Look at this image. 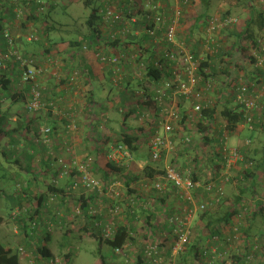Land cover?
<instances>
[{"label":"trees","instance_id":"trees-1","mask_svg":"<svg viewBox=\"0 0 264 264\" xmlns=\"http://www.w3.org/2000/svg\"><path fill=\"white\" fill-rule=\"evenodd\" d=\"M21 1L25 3L34 4L35 9H39L40 7L44 8L45 5L47 4L46 3L47 0H29V1L21 0ZM69 1L72 4L74 3L76 4L79 0H69ZM239 1L241 0H224L220 4V8H221L220 15L221 16L219 20L224 21L226 19H230L231 17L235 16L236 14L234 12L236 11V9L240 8L241 6L238 3ZM249 1L254 2L253 0H246V3ZM96 3L99 4L98 7L95 6ZM107 3H108L107 0H103L102 3L100 2V0H85L86 7L89 9L92 8L88 16V19L86 21L88 32L85 34H82L80 32L78 34L74 33V34L68 35L67 37H63V36L54 37L51 32L53 30V24H51L50 20H48L51 16L49 14L46 17H44V19H38L35 14H32L23 20L22 27H27L29 23H37V22L42 23L43 21V23L47 27L45 35H47V37L49 38V41L52 43L50 48L46 50V52L51 55L50 58L52 60H56L58 58L55 56L54 52L52 51L53 46H56V45L60 47L61 50H68V49L78 50L79 48L82 47L81 50L93 51L94 55L97 58L98 63L101 66L102 71H104V69L105 70L108 69L109 74L105 72L106 74H104V76L108 77L111 81L112 71L110 68L106 67V65L101 61V56L102 55H105L107 57L113 56V53L109 51L110 49L109 46H111L114 49L121 50L122 52L121 54L124 55L121 61L124 62V60L128 58L126 56L128 55L127 52H128L129 47L119 45V43L121 42V38L110 43V39L107 38V36H105V32L103 31V26L106 24L104 21V10L106 9ZM12 7L13 9L8 11L10 12V17H13L14 19L21 17V15H19V13H17L16 11V6L12 5ZM34 7L32 8L33 10H34ZM182 7H184L185 9L186 5L182 3ZM51 8L53 9L55 8L54 1H53ZM253 8H255L254 12L250 14V17L247 20L248 22H247L246 28L243 30V32L240 35V39H241L240 48L244 47L241 45L242 41L249 40L250 45L253 46V48H255L258 52H260L263 49L262 44L264 43V4H262L260 1L258 3H256L255 1ZM120 10L125 16V22H130L134 16L138 17L139 14L140 15L150 14V11H148L146 7H140L139 11L135 12L133 8H130L128 6L126 7V3H124V6H122ZM1 12L2 11L0 10V49L2 48L4 51H7L8 40H7L6 34H9L12 36V33H8V31L5 30L4 25H3L4 16L2 15ZM146 20L147 19H143L141 23L145 22ZM212 21H213V18L210 17V15L208 16L207 19L205 17L203 21L204 23H202V25L206 26L205 32H206L207 27L211 24ZM61 25L62 24H60V26ZM119 29H121L120 26H119ZM65 32L67 33L68 31H65ZM104 39H106L105 45L107 46L104 48L105 51L102 52L103 47H98V46L101 45ZM128 40H129V43L131 44L136 43V44L141 45L143 50L147 51L145 44L149 43L151 41V38L148 35H142L140 37L129 36ZM84 42H85V45H83ZM15 45L17 46L16 42H15ZM152 45L155 46V44H152ZM118 46L122 48H117ZM99 53H101L100 57H98ZM241 54L243 55L242 58H244L245 61L250 63V66L256 67L257 74L258 72L260 74V77L256 76L258 77V79L256 80L250 81L249 79H247L248 81H250V82H247V84H249L250 86L249 92L253 93L254 90L256 91L253 93V95L257 97L256 100H257L258 106L260 105V112L255 113L253 115V119H254L252 123L253 129L248 127L247 130H249L250 131L249 133L251 134L249 136H246L245 139L243 140L244 149L240 148V151L244 154V160L243 162L239 164L240 167L237 170L235 169L236 171H235L233 178H230L229 181H224V178L221 177L222 171L224 170L223 169L224 159L222 156L219 155V153L214 151V153L211 155L207 154L208 156L206 159H204L203 157H200L201 163L203 162V164H205L207 167H209L212 170L211 172L214 174L212 180H209V179L203 178V176H200L203 174L202 170H200L198 173H194V174L192 173V175L189 174V176H191L193 181H199L202 183L200 187H196L193 189V194L197 198L199 204H201L199 199H203L204 202L208 204V209L201 211L202 214L200 215L201 221L207 222L205 224V228L208 231V233H210L209 234L210 236L208 238L211 240H215V241L220 240L223 242V244H225V246H227V245H230V243L232 242V234L234 233V231L237 233L241 232L243 235H245V239L249 243V246L246 247L245 253H243L242 250H240V252H237L234 255H232L233 263L234 264H255L254 259L255 257H257V254L254 255L252 251H256L258 250V248L255 250L253 247H251V246H256L257 244L252 245V242L250 241L253 240L252 232L256 231L255 230L256 225L258 226L260 225V223H263L264 225V206L263 204H261V207L257 209V211L255 210L256 212H253V215L251 217L247 218V220L249 221L248 225L247 224L238 225L236 224V219H241V216H243V211L246 206L245 203L247 202L249 195H251V193H254L258 190L257 188L259 186L258 185L259 182L264 187V177H263L264 176V100L261 99L262 97H264V92L262 93L259 92L260 89L264 88V68L263 69L257 68L258 59L251 52V48H248V49L243 48ZM262 54L264 56V52ZM231 55L232 54L230 53V56ZM197 56L199 55L196 54L195 58H197ZM224 56H226V51L221 49L220 52H218V54H215L213 56L215 58L214 62L218 59H224ZM8 62L10 61L9 60L5 61L7 66H8ZM126 64L127 63L125 61V65ZM59 66L63 67V65H59ZM90 70L91 69L85 70L84 68V71L80 74L79 80L82 79L85 75L86 77H88L86 78V80L87 79L90 80V78L93 79L94 76H93L92 71ZM225 70L226 72H229L228 74L231 73V71H229L228 68H225ZM73 71H70L68 80H70V77H72ZM218 71L219 70L217 68H214L213 64H211L210 61L207 60L205 62H202L201 67H200V77H201L200 86H204L207 82L212 81V80L216 81V83L218 84V81H219V78H217L218 73H219ZM0 74H2L0 77V95H7L10 99L13 100L14 103L20 101L24 96L18 95L16 92H13L10 89L12 81L8 78L3 79L6 77V72H4L2 68H0ZM95 74L98 77L100 76L96 68H95ZM160 74L162 73L154 70L152 66L149 67L148 72L146 73V75L151 79L159 78ZM235 76L239 78L238 75H235ZM230 77H232V75ZM96 79L97 78H95L94 80ZM227 84L225 81V84H224L225 88L227 87ZM24 88L27 90V92H30L31 85L25 84ZM127 89L133 90V86L129 87L128 85ZM222 89H223L222 87L220 89L217 87L216 93L217 94H220V92L223 93ZM119 90L121 91V89H118V91ZM94 91L96 92V90ZM94 91H89L91 97L89 98L90 101H89V104H87L88 108L86 109V111L92 112L89 114V116H90V120L93 121L95 126L100 125V127H104V126H107L109 122L108 121L106 122L107 115L104 114V112H103V114L105 115L104 118H103L104 115H101L98 113V109H97L98 102H96L95 99L93 98ZM129 92L133 94L131 91ZM108 93L110 94L109 90H108ZM121 93H122V96L127 94L126 92H123V91ZM258 94H261L260 98L258 97ZM234 102H235V96H232V95H230V97L227 99L219 100L216 107L209 109V110L207 109L203 112V119L208 120V119H211L214 115H218V107L220 106V104H222L223 109L220 115L228 123L229 132L234 133L238 131L239 130L238 127L240 123H242V121L244 120V113H241L236 110V108L233 106ZM150 104L154 106L153 102H151ZM5 120H6V117H4L0 113V133L4 131L3 124ZM199 126L202 129L203 133L207 132L208 127L204 123H200ZM121 128H122L121 130L124 129L123 124L121 125ZM41 129H42V125L39 128H36L34 131V135L36 136L37 142L42 140L43 135L41 133ZM95 129L98 130V128H95ZM126 129L128 132L129 128L127 126H126ZM52 132H53V128H51V132L49 134L51 135ZM102 132H104V130H102ZM89 135L97 143V146L100 147L96 149V159L93 162V165H95V167L89 168L93 177L107 185L116 184L117 187L123 186L122 193H120V195L117 197L108 196L104 192H101L96 189L92 190V193H95V196L98 195L97 193L99 194L104 193V195L110 197V205H108L109 208H107L108 209L107 218L109 219V217H115L114 221L116 223V229L114 230V233L110 239H107V240L104 239L103 233H102V230H103L102 227L96 226L94 224L91 227V229L93 230V235L99 241V252L100 253L98 252V254L102 256L101 258L105 264V260H104L105 255L103 253L104 252L103 248L101 247L103 245V242L106 245H109L114 249V254L117 257L121 256L123 258L122 255H118L115 253V249L117 248L122 249L130 241L132 242L133 240L134 241L138 240V236L140 235L137 229L131 227L133 223L131 220H130V226L127 224H123V222H121L120 217H122L121 216L122 211L125 208H127L128 214L125 215V217H134V219L137 217H140V215L146 216L145 218H147L146 220L147 224L151 226L155 222V218L157 217V211H161L163 206L167 208L166 206L167 197L166 196L168 194V191L166 190L160 193L157 190L153 189L152 191L153 193H151L148 197H146V195L143 194L144 192L142 193L141 192L142 190L139 189V187H141L142 185L148 184L152 186L155 184V182L161 181L162 176L165 174V172L162 170L163 163L154 162L153 160H151L150 155H147L145 152L142 151V149L145 147H144V144L142 143L143 139L142 137H140V135H135V134L132 135L130 133H126L125 135H123L120 133L119 136H117L113 141H111V143L122 144L123 146H125L129 151H131V153L134 154L137 160H146L148 158V160H146L147 164L142 168L141 172H139L138 174H135L133 171H131L128 165L121 166L116 161H113L110 158H108L109 154L111 153V145H109L110 144L109 135L104 134V135L96 137L95 139L94 133L91 130H90ZM213 141H214L213 138H211L210 135L207 134L204 136L202 143H204L205 145L212 146ZM40 144L43 145V143L41 142L35 145L40 146ZM44 148L46 150L48 149V147H46L45 145H44ZM190 150L191 149L189 148H186L185 150L180 149L178 155H176V158L178 159L181 155L190 156L191 155ZM67 152H69L68 148H67ZM48 153L51 154L52 151ZM103 153H106V163L102 162L101 160V157H103ZM75 159L76 158L73 157L71 158L70 161L74 162ZM177 159H173V160H177ZM197 159H198V155H197ZM54 161L52 159L53 165H54ZM15 163H17V161ZM67 166L69 165H65V167H63V169L65 170L61 168L63 171L61 170L60 172H62V176L64 177L68 176V179L66 181L71 186V184L75 182L74 180L75 177H80V175H82V172L80 170L79 165L74 166L71 169V171L66 170ZM100 170H102V172ZM260 170L262 171L260 172ZM184 171L185 170H182V172ZM15 174L16 172H4V170L2 171V168H0V191H2L0 192V196L1 195L4 196V197H0V199L5 200L6 202L9 203V207L11 210L10 219L14 221L17 226L24 229L25 238L27 240L29 241L30 239L37 240V238L41 237L42 239L48 241V239L51 237L50 235L53 231V228H49L51 222L48 221L47 218L54 217L55 219L53 218V221H55L56 224H59V221L57 220H59L58 214H60V211H57L58 214H56L52 212L51 210H48L47 206H45L44 208L42 205V202H44V200L47 199L45 196H41V198L39 199V203H40V204L38 203L39 207H37L34 213L31 212L32 210H29L27 208L25 209L24 208L25 202H23L24 199H21V203L17 201L14 198V196L19 191H14V190L17 187L18 190H22L21 193L23 192V194H27V197H28V195L30 194V192L32 193V190L34 188L32 187L31 180H26V181L16 180ZM59 174L60 173L58 170L53 171L54 176L56 175V177H60ZM8 176L10 179L15 180L13 182L14 185H13L11 192H9L10 187L8 185V180H9ZM211 181L216 183V187H213L212 190H207L205 187ZM74 184H77V182H75ZM172 184L173 183H170V185ZM82 186L84 187L83 184ZM172 188L174 189V193L172 194L173 196H175V199L183 201V207L186 206V208H184L183 210V208L181 207L180 210H177L175 209V207L171 206L166 214V225L171 224L170 218L174 217L176 213L178 215H184L187 207H194L192 203L183 199V196L181 195V193L177 192L173 186ZM219 188H222V190H220ZM85 189L87 190V188ZM104 191L106 192L107 189H105ZM58 192L61 193V190H58ZM93 196L94 194L93 195L85 194V196L82 195L80 197V200H79L80 203L78 202L77 205L82 211H85L86 213H88V207H89L88 200L92 199ZM170 196L171 195H169L168 197ZM149 197L153 199L158 198L159 205H161V207L158 209H156L155 207L152 208L151 207L152 202L148 200ZM24 201H28V199ZM140 202L145 203V204H147L148 202L149 205L147 206L145 204L144 205L141 204L139 206ZM59 203L60 204L63 203V200L61 198H59ZM138 208L139 210L137 211ZM46 209H47V212L43 214V212ZM113 212H115L114 215H113ZM39 214L41 217H37V215ZM98 215H100L103 218V212H100V214ZM42 217H45V219H42ZM119 219L120 221L118 223ZM31 222H32L31 225L34 227L32 235L29 234L27 230ZM227 229L229 230L230 234L229 233L227 234ZM169 230L172 232V234L176 238L177 235L174 232L173 226L169 228ZM204 231L205 229L201 231L202 234ZM139 232H143V231H139ZM133 233L137 235H133ZM201 235H199V237L197 238L196 241H194V243H191V242L189 243L190 253H194L195 260H199V258H201L204 253L208 254L209 252L208 250L202 249L203 243H205V240H207L208 238L203 237ZM141 238L142 239L146 238L144 236V232ZM24 242H26V240ZM35 242L37 241H33V244ZM23 244L24 245L21 246V248L16 245V250H15L13 249V244L3 245L0 243V264H21L20 254H23L24 251L28 250L27 248H30L28 247L26 243H23ZM36 248H37V251L39 252L36 254V257H38L39 260L48 259L47 261H50L51 259H53L51 252L47 248V246H43V247L36 246ZM185 250L186 248L184 249V251ZM186 251H189V249H187ZM135 254H137L138 262H135L132 264H141L140 260L142 256L140 252L138 253L136 252ZM207 254H206V257L208 256ZM261 255L264 256V251L263 253H261ZM71 259H72V254L71 253L66 254V262L71 263ZM123 262H124V259L120 262V264H123ZM178 264H191V261L183 258V261L179 262ZM262 264H264V261H262Z\"/></svg>","mask_w":264,"mask_h":264},{"label":"built area","instance_id":"built-area-1","mask_svg":"<svg viewBox=\"0 0 264 264\" xmlns=\"http://www.w3.org/2000/svg\"><path fill=\"white\" fill-rule=\"evenodd\" d=\"M160 1L146 0V8L150 11V14L142 15L141 18L134 16L130 22H125V16L120 10L122 7L121 1L107 0L108 3L104 10L105 25L107 28L115 29L108 38L111 43L121 38L122 46H128L129 49L128 55H125L128 58L123 62L121 59L124 55L121 54V50L109 46V51L113 53V56L102 55L101 61L106 67L111 69V81L115 87L123 92L129 93L131 91L139 95V100L133 102L137 104L136 108L139 111V121L141 123L135 135H140L142 139L146 140L147 144L145 145L148 146L151 160L163 163L162 170L165 174L162 176V180L173 183L172 186L177 192L181 193L183 199L194 206L187 207L184 215L170 218V225L171 227L173 226L177 235L174 252L178 254L190 243L193 220L199 212L208 209L207 203H195L197 198L193 194V189L200 187L202 183L193 181L189 174L192 175V173H198L202 170L203 174L200 176L209 180H212L214 174L200 160L199 164L187 168L180 167L177 160H169L172 155L176 154L174 153L178 143L176 137L181 141L178 144L185 150L186 148L191 149L199 142L200 138L195 140V137L200 135L203 141L204 136L209 134L214 140L212 146H210V155L215 151L223 157L224 170L221 177L224 178V181H229L240 167L239 164L243 162L244 154L239 147L231 144L232 133L228 130V123L218 115L204 120L203 112L216 107L219 100L225 99L230 95L235 96L236 106L239 107L238 111L244 113L242 123L253 129V115L260 112V105L258 106L257 97L253 95L256 91L254 90L253 93L249 92V84L240 82L237 76L229 77L226 81L230 85L228 93L223 91V93L217 94L216 89L218 86L214 80L207 82L204 86H200L201 63L207 60L211 62L213 60L212 57L222 49L214 33L220 28L237 25L238 20L233 18L224 21L213 20L206 29L208 38L204 47L207 57L200 54L195 58V52L191 53L186 47L185 39L181 37L182 27L180 21L183 16V7L179 6L169 12ZM191 2L192 0H180V3L186 6ZM143 19L147 20L141 23ZM119 26L121 29H119ZM142 35H148L151 38V41L145 44L147 51L143 50L141 45H133L128 40L129 36L140 37ZM6 37L8 47L7 51L0 49V68L7 69L8 66L5 61L9 60L12 62V58L21 65L20 84L31 85L30 102L27 104V110L31 113H36L43 106L44 95L38 78L44 73V69L36 65L33 59H27L19 53L15 45V39L11 35L6 34ZM32 37L33 34L28 39ZM152 44H155V46ZM262 47L261 54L264 52V45ZM104 51L105 49L103 48L102 52ZM100 55L101 53L98 54V57ZM257 59L258 64L263 60L258 55ZM151 66L154 70L162 73L159 78L151 79L146 75ZM80 74L79 70H74L69 84L73 86L78 82ZM136 81L143 82L142 87L136 83V88L133 87V90L127 89L128 85L132 87ZM259 92H264V88L260 89ZM258 97L260 98V94H258ZM128 102L131 103L130 101ZM151 102L154 103V106L150 104ZM121 112L125 113L126 111L122 108ZM200 123H204L208 127L207 132H202L199 126ZM41 132L47 133L49 130L43 128ZM181 133L183 136L180 135ZM108 158L116 161L121 166L128 165L130 170L135 165H140V168H143L147 164V161L142 163V165L138 164L139 161L134 154L122 144L117 143L111 145V153ZM74 166H77L76 161L72 162L66 170L71 171ZM80 170L82 172L81 182L87 190L96 189L111 197L120 195L114 189L115 184L107 185L96 180L87 168L83 170L80 168ZM182 170L185 171L182 172ZM151 187L160 193L167 190V186L164 187L162 181L155 182ZM213 187H216V183L211 181L205 188L212 190ZM105 189H107L106 192L104 191ZM219 189L222 190V188ZM108 191L112 192V194L110 195ZM114 220L115 217H109L108 222L105 224L103 230L105 240L110 239L114 233L116 225ZM155 226V222L151 226L148 225L147 230L144 232L146 238L142 239L143 245L140 249L141 264H165L164 249L163 245L161 246L162 241L155 237L153 230V228H156ZM128 247L129 243L123 247L124 249H115V253L123 256V264L138 262V259L134 262L128 257ZM135 251L139 252L137 249ZM206 254L204 253L196 264H214L217 260L214 257L215 255H213L214 253L208 252L207 257Z\"/></svg>","mask_w":264,"mask_h":264},{"label":"crops","instance_id":"crops-1","mask_svg":"<svg viewBox=\"0 0 264 264\" xmlns=\"http://www.w3.org/2000/svg\"><path fill=\"white\" fill-rule=\"evenodd\" d=\"M116 1V0H114ZM126 1H131V0H126ZM165 3H164V2ZM179 1V5L182 6V3H180ZM212 0H194L192 5L186 6V13H185V9H184V13L186 16H188V23H185V28L183 30L182 28V35H190V39L192 41H194V47L197 49V47H204L206 44V40H207V31L205 32V27L204 25H202V23H204V19L206 17V19L208 18V16L211 14V3ZM242 1V2H241ZM239 1V5L240 8L236 9V11L234 12L236 14V17L238 16L241 21H243V19L245 18L241 17V10L244 9L246 10V8H242L243 5L242 3L245 2L244 0ZM3 1L0 0V10L2 11V15L4 16V20H3V25L5 30L8 28L9 31L8 33H12V36L14 35L13 33L16 32L15 35V42L17 43V45L20 46V48H23V52H25V54L30 53L33 49L36 50L39 46L36 43H29L26 41V39L24 38V36L22 35H17L18 33H20L19 31L22 29V25H15V19L13 17H10V12H8L9 10H12L13 7L10 4V6L8 7L7 3H2ZM100 2L102 3L103 0H100ZM163 6L170 12L171 10L168 9V5L166 4L165 0H161L160 1ZM170 2V1H169ZM177 2V1H176ZM132 3V1H131ZM137 3L139 4L140 7H146V2L144 0H137ZM121 5L124 6V3L121 1ZM34 7V4L30 3V8ZM198 7L200 8V12L199 14H195L196 10L198 9ZM5 8V9H4ZM14 11V10H13ZM221 12V8L219 7L218 9V15ZM249 13V12H248ZM184 15V17H185ZM197 15V17L199 18L198 20H194L192 17ZM190 16V17H189ZM250 17V14H249ZM246 18L247 20L249 19ZM196 21H198L196 23ZM23 22V21H22ZM248 21H245V24L242 25V31L239 33V35L237 36V40H235L236 44L240 46V35L243 32V30L246 28ZM23 24V23H22ZM34 24V23H33ZM35 25V24H34ZM241 25V23H240ZM8 26V27H7ZM24 26V25H23ZM29 26V24H28ZM27 26V27H28ZM239 27V26H238ZM204 29V31H203ZM103 31L105 32V36L110 37L112 31H115V29H111V28H107L106 25L103 26ZM24 34V33H21ZM228 35V33H227ZM230 36V34L228 35ZM227 38V37H226ZM242 38V36H241ZM105 40L104 39L101 43V45H99L98 47H103L105 48L107 45H105ZM111 43V41H110ZM249 42L247 43L246 40L242 41L241 45L244 46L243 48L248 49L251 48V45H248ZM83 45H85V42L83 43ZM82 45V46H83ZM119 45H123L122 40L119 43ZM133 45H137L136 43ZM131 45V46H133ZM200 45V46H198ZM38 46V47H37ZM50 48V46L48 48L45 49V52H43L41 55L40 54H36V56L38 57V60L45 64L46 69H48L47 71H50V65L53 66V77L49 78L47 80V77L49 76L46 72V77L45 79H42V86L45 89V100L46 101H50L53 100V102L56 101L57 105H60V107H63L66 112H64L62 115L57 113L56 111H52L49 110L50 113L48 112V115L50 116H46L45 113V109L39 111L36 116H30L29 113L27 112V110L25 109L24 105L26 100H29V92H27V90H25V92L23 94H21V96H24L20 101L18 102H10V98L7 95H0V113L6 117V120L3 124V132L0 133V168H2V171L4 170V172H16V180L19 181H26V180H31L32 181V187L34 188L32 190V193L30 192V194L27 197V194H23V192L21 193L22 190H20V193L17 192L14 196V198L19 201L21 203V199H28V201H24V208L32 210L31 212L34 213L35 210L37 209V205L39 203V199L41 198V196H46L44 190L46 188L48 193H51L53 195V197L55 198V200L52 202V204L49 205V198L47 197L46 200H44V202H42V205L47 206L48 210H51L52 212L57 213V211H60L59 215V224L53 225V226H49V228H53V231L51 233V237L48 239V241L42 239L41 237L36 239H30L27 240L25 238V231L23 228H18L19 231L14 230V232L17 234L18 239V246L21 248V246H23V243H26L28 245L27 248L28 250L24 251L23 254H21V264H46L49 262H46L48 259H43V260H39L38 257H36V254L39 253L37 251L36 248V244L39 241H42L43 246H47L46 243H51L54 242V247H48L47 248L50 250L52 258L54 259L55 253L57 254V250H56V246L59 247V250L62 249H67L66 245H69V249L67 252L65 253H59V255H62V257L64 258V260L66 261V254L71 253L74 254V252L72 251V246L70 245V241L66 239L64 236L60 237V230H62V228L67 227V224L69 223V221L72 220L73 217L70 216V214L72 213V209H68V203L69 200L73 201V203L75 205H77V203L80 200V197L82 195L85 196V194H90L95 196V193H92L90 191H87L84 187H82L81 185V189H78V185L74 184L75 182H77L75 177V182L73 184H71V186L68 184V182L66 181L68 179V176L64 177L62 175H60L62 172H60L63 167H65V165H69L70 164V160L71 158L75 157L80 158V160H86L88 158L87 154L90 151L91 147H88L87 144L85 143L86 141H89L90 143L92 142L94 147H92L93 150H91L92 152H95L94 155L96 157V149L100 148L99 146H97V143L93 140L92 137H90L89 135V131L87 132L86 136L83 133H75L74 136H70L71 134V130L69 128V126H71V124H73V122H77L79 124V126H81V123L83 121V119L81 118V115L86 113V109L88 108L89 101L90 99H88L87 101H85V103H83L82 101H84L85 99L78 101L79 99V95L81 94V96L85 93L92 90V81L97 78L96 80H94L93 82H95L96 84H98V87H95V90H100V89H106V87L108 86V90L110 91V95L108 97V99L106 100V102H102V100L99 99L100 93L95 92V95L93 94V98L95 99L96 102H98L97 108H102V109H113L116 108L118 109V103L115 104L113 102V99H115L117 101L118 98H120L121 100L119 101L121 104L120 106L124 105L125 103H129L128 101H130L131 103H129V106H127L125 104V111H128V113L123 114V117L121 118V121L119 123V126L121 128L122 124H127L128 126L130 125V128H133V122H131V118L132 117H138L140 118V114L138 109L136 108V105L133 104L134 101H138L139 100V95L136 92H132L133 94H131L132 96H122V91H118V88H116L110 81V79L108 77H105L104 74L108 73L109 71L108 69L104 71H102L100 64L97 61L96 56L94 55L93 51H85V50H81V48H79L78 50L76 49H68V50H61L60 47L53 46V52L55 54L56 57H58L56 60H53V64H52V59L50 58V54L46 52V50H48ZM117 48H122V47H117ZM202 48L198 49V55H200V53L202 52ZM241 47V50L243 49ZM195 51V50H194ZM204 51V50H203ZM247 52V50H246ZM255 56L256 53H254L253 51H251ZM212 61L210 62L211 64H213L214 68L216 67L217 64V60L214 62L215 58L212 57ZM222 62L225 63L226 68L229 69V71H231L230 74H228L229 72H226L225 67H219L218 68V76L217 78H220V80H223V77L221 78V74L220 72L226 73L228 76H235L238 75L239 79H241L243 82L247 83L253 80L258 79V77H260V74L258 72L257 74V69L256 67H252L250 66L247 61H245V59L243 58L242 61H240V64L237 65V61L235 60V57H233V55L230 56V51L226 52V56H224V59H220ZM58 63V64H57ZM82 63L83 64V68H85V70L87 69H91L90 71H92L94 78L90 80H86L83 85L80 86L79 91L77 87H73L72 85L69 84V80L68 77L70 75V71L75 70L76 66ZM59 65H63V67L59 66ZM259 65V64H258ZM257 65V68H264V62H262V64L260 66ZM9 67L12 69H9ZM241 67V68H240ZM95 68L98 71V74L100 75L99 77L96 76L95 74ZM239 69L237 72L236 70ZM4 70V69H2ZM11 71V72H10ZM4 72H6V77L3 79H10L12 81V84L10 86V89L12 86L18 85L20 83L21 80V68L18 69L16 68V66L12 65L11 62H8V68L7 70H4ZM106 72V73H105ZM256 72V73H255ZM89 73V72H88ZM60 74V76H59ZM2 74H0L1 77ZM103 75V76H102ZM258 76V77H256ZM83 78H88L86 77V75ZM229 78H227L228 80ZM247 79H249L250 81H248ZM226 80V81H227ZM81 84V83H80ZM227 84V82H226ZM229 84H227L228 86ZM89 86H91V89H89ZM13 91V90H12ZM94 91V90H93ZM230 91V85L228 86V89L224 92L228 93ZM15 92V91H13ZM121 95V97H119L118 95ZM261 95V94H260ZM75 97V105L77 104V106H80L82 111L79 113H72V109L71 107L68 105L70 104L69 101L71 98ZM91 95L89 94L88 98H90ZM135 97L136 100L132 101V98ZM230 97V96H228ZM262 100H264V97L261 98ZM100 102V103H99ZM118 102V101H117ZM114 103V104H113ZM54 104V103H53ZM236 103H233V106H235ZM69 106V107H68ZM119 106V108H120ZM83 107V108H82ZM69 110V111H68ZM71 110V111H70ZM104 115V114H103ZM127 116V117H126ZM51 117V118H50ZM90 117L89 115H86L85 118ZM105 117V115L103 116V118ZM107 119L109 118V113H107ZM53 118V119H52ZM128 118V119H127ZM125 122V123H123ZM131 122V123H130ZM112 123L113 121H109L107 126L104 127H100V125L95 126L94 123L92 124H88L89 129L90 128H98V131L101 132V135L107 134L110 137V144L112 145L113 143H111V141H113L117 136H119L120 134V128L119 129H114L112 127ZM43 125H48L51 128H53V132L51 134V144L46 145V144H40V146H37L35 144H37L38 142L36 141V136L34 135V131L36 128H39L40 126ZM107 127V129H106ZM248 127H240V129L238 131H236V133L234 134V139L232 137L231 139V143L232 141L235 142L234 144H238L239 143H243V140L245 139L246 136H249L251 133H249L250 131L247 130ZM102 130H104V132H102ZM137 133L138 129H134ZM133 133V134H134ZM73 137V138H72ZM69 138H72V140H68ZM118 140V139H117ZM73 142H76L77 146H83V151L84 152H77L74 149V145ZM85 143V144H84ZM233 144V143H232ZM233 144V145H234ZM44 145L46 147H48V149L46 150L44 148ZM67 148L69 149V152H67ZM90 148V149H89ZM52 151L51 154H49L48 152ZM52 159L54 161V165L52 162ZM102 162L106 163V153H103V159H101ZM17 161V163H15ZM19 161V162H18ZM139 164L144 163L145 160H138ZM82 163H85L83 161H81ZM62 163V164H61ZM61 164V165H60ZM61 166V167H60ZM91 167H95V165H92ZM53 168V170H52ZM62 168V169H61ZM54 170H58L59 171V176L60 177H56V175H53V184H43V182L41 181V175L44 174L47 176V179H52V174ZM65 170V169H63ZM62 170V171H63ZM52 171V172H51ZM102 172V170H100ZM262 170H260L261 172ZM70 177V176H69ZM58 178V179H57ZM66 178V179H65ZM66 182V183H65ZM116 186V184H115ZM114 186V189H115ZM134 186V185H133ZM75 189H78L79 192H75ZM139 189H141L142 191L145 190L144 187H139ZM58 190H61V193L58 192ZM63 190V192H62ZM115 191H118L115 189ZM141 191V192H142ZM167 191L168 194L166 197H168L169 195L170 198H173L175 196H173L172 193H174V189L172 188V185H170V183L167 182ZM2 192V191H0ZM151 193L152 190H151ZM150 193V194H151ZM97 196H93L92 199L88 200V210L90 209L91 206L97 204V205H101V212H103V218L100 215H96L97 217H90L89 215H86V217H77L79 218L81 221H83L84 225L89 228V220H92V224L90 225L91 227L93 226V224L95 223L96 226L102 227L104 230L105 227V220L107 215H108V205H110V197L104 195V193L99 194L97 193ZM30 196V197H29ZM0 197H4L3 195H1ZM59 198H61L63 200V203L60 204L59 203ZM31 199V200H30ZM1 201V199H0ZM59 203V205H58ZM80 203V202H79ZM40 204V203H39ZM23 209V208H22ZM24 210V209H23ZM43 212V211H42ZM47 212V209L43 212V214ZM100 214V213H99ZM37 217H41L40 214L37 215ZM54 217H48V221H50L51 223L55 222L53 221ZM57 218V217H56ZM29 219V218H28ZM42 219H45V217H42ZM55 219V218H54ZM121 222H123V224H127L130 226V220L133 222L131 227L135 228L139 231L142 230L143 225H142V221L139 223L140 217H137L134 219V217H120ZM120 219L118 220V223L120 221ZM156 219V218H155ZM159 220V219H158ZM5 219L3 217H0V226L5 225ZM64 222V223H63ZM32 224V222L30 223V225ZM94 224V225H95ZM24 225V224H23ZM101 228V229H102ZM114 229H116V225L114 227ZM102 230V233H103ZM101 232V230H100ZM89 233V232H88ZM133 235H137L134 234ZM66 237H70L69 235ZM16 238V235H15ZM140 238L141 236H138V240H133L132 242H129V247H128V251H134L132 250L133 248L136 247V249L140 252V249L142 247L143 244L140 245ZM26 240V242H24ZM33 241H37L33 244ZM98 241V240H97ZM12 244V243H11ZM137 245V246H136ZM32 246V247H31ZM104 246L105 243L103 242V245L101 246L103 248L104 251ZM138 247V248H137ZM70 250V251H69ZM102 251V252H103ZM98 252H99V241H98ZM100 253V252H99ZM104 253V252H103ZM138 253V252H137ZM105 257V264H120V262L122 261V257L121 256H116L115 254L108 256L104 253ZM73 256L72 255V260H73ZM120 257V258H119ZM52 259V260H53ZM121 260V261H120ZM67 262H65L66 264Z\"/></svg>","mask_w":264,"mask_h":264},{"label":"rangeland","instance_id":"rangeland-1","mask_svg":"<svg viewBox=\"0 0 264 264\" xmlns=\"http://www.w3.org/2000/svg\"><path fill=\"white\" fill-rule=\"evenodd\" d=\"M2 1H3L2 3H7L8 7L10 6V4L16 6L17 13H19V15H21V17L15 19V25L16 26L17 25L21 26L22 21L24 19H26V17H28L32 14H35L38 19H44V17H46L49 14L51 16L48 20H50V23L53 24V30L51 32H52V35L54 37H62V36L67 37L68 35H71L74 33L78 34L81 32L82 34H85L88 32L86 21L88 19V16H89L92 8L89 9L86 7L85 0H81V1L79 0L76 4L75 3L72 4L69 0H47L46 1L47 4L45 5L44 8L40 7L39 9H35V7H34V10L32 9V7L30 8V3H25L21 0H2ZM27 1H29V0H27ZM53 1H54V5H55L54 9L51 8ZM120 1H122L123 3H126V7L128 6L130 8H133L135 10V12H138L140 9V6L137 3V0H131L132 3H131V1H126V0H120ZM144 1H146V0H144ZM193 1L194 0H192V2L189 5H192ZM223 1L224 0H212L211 1L212 5H211L210 17H212L213 20L220 19L221 15H220V13L218 15L217 12H218V9L220 7V4ZM253 1L254 2L249 1L246 3V0H245V2L242 3V5H243L242 8H246V10H244V9L241 10V15H240L241 17L245 18L244 15H246V18H248L249 14L254 12L255 8H253V5H254L255 1H256V3H258L260 1L262 4H264V0H253ZM166 3L168 5V9H170L171 11H172V9H175V8L180 6L178 0H166ZM95 6L98 7L99 4L96 3ZM199 12H200V8L198 7L195 14L198 15ZM185 13H186V9H185ZM185 13H184V9H183V14L185 15ZM184 15L182 16L183 19H181V21H180L181 27L183 28V30L185 28V23L186 24L188 23V21H187L188 16L185 15V17H184ZM197 15L193 16L192 18L194 20H198L199 18L197 17ZM141 17H142V15L139 14V16L137 18H141ZM231 18L238 20L237 25L220 28L214 33V35H215V38L218 40V42L221 44L222 49L225 50L226 52L230 51V53L233 55V57H235V60L238 62L237 64H240V61L243 60V58H242L243 55L241 54L242 50H241L240 46L236 44L235 40H237V36L242 31V27H243L242 25L245 24V21H247V19L245 18V19H243V21H241V19L238 16L236 17V15L231 17ZM240 23H241V25H240ZM34 24L29 23L28 27H22V29L19 31L20 33H18L17 35L24 36V38L26 39L27 42L36 43L39 47L37 46L38 48L36 50L33 49L28 54H25V52H23V48L22 47L20 48L19 45H17L16 47L22 56H24V57L28 56V57H26L27 59L28 58L33 59L36 65L41 66L44 69V73L42 75H40L38 78L40 88H41L43 95H44L43 106H42L41 110L45 109L46 116H50V115H48V112L50 113L49 110H52L53 112L56 111L57 113L62 115L64 112L67 113V111H65L67 109L64 110L63 107H60V105H57L56 101L53 102V100H50V101L45 100L46 94H45V89L42 86V79L43 78L45 79L47 74L49 75L47 77V80L50 77L51 78L53 77V66L50 65V71H47L48 69H46V68H48V67H46L45 64L41 63L38 60V57L36 56V54L41 55L43 52H45L46 48L51 46L52 43L49 41V38L47 37V35H45L47 27L45 26L43 21H42V23L37 22ZM60 24H62V25L60 26ZM8 28L6 29L7 31H9ZM54 28H56V29H54ZM65 31H68L67 33H69V34H67ZM21 33H24V34H21ZM227 33H228V35L230 34V36H228ZM13 34L14 35L12 37L15 38L16 32ZM31 34H33V37L31 39H28ZM181 37L185 39L186 47L191 51V53L195 52V54H197L198 49L202 48V47H197V49H196L194 47V41H192L190 39V35H187V34L182 35L181 34ZM246 41H247V43L249 42L248 45H250V41L249 40H246ZM262 45H264V43ZM198 46H200V45H198ZM251 51H253V52L255 51L254 53H256V55H258L260 57V59H263L261 61V63L259 62V65H261L262 62H264V56L261 54V51L258 52L255 48H253V46H251ZM200 54H203V56L207 57V54L205 53V47L202 48V52ZM52 62H53V60H52ZM11 63L13 66L15 65L16 68H18V69L21 68V65L16 64V61L13 58H12ZM75 66H76L75 67L76 70L80 69L79 71L81 73L84 71V69H82L83 68L82 63L75 65ZM216 67H217V69L219 67H225L226 68V65L224 62H222L220 59H218ZM9 69H11V68L9 67ZM238 70L239 69H237L236 71L239 72ZM46 72H47V74H46ZM208 73H209V71H208ZM220 74L222 75L221 78L223 77V80L221 81L219 78L217 86L219 89L222 87L223 88L222 90L224 91V90L228 89L229 85L225 88L224 84H225V81L227 80V78H229L230 76H228L226 73H223V72H220ZM59 76H60V74H59ZM85 81H86V78H82L78 82H76L73 85V87L74 86L77 87L78 91H79L80 86L83 85V83ZM239 81L242 83H245L241 79H239ZM136 83H138L141 87L143 85V82L136 81L135 83H133V87L135 86V88L137 87ZM23 85L24 84L19 83L18 85L12 86L11 90L15 91L18 95H21L26 90ZM96 86L98 87V84H96L95 82L92 81V90L91 91L95 90ZM219 86H221V87H219ZM89 89H91V86H89ZM97 92L100 93L99 99L102 100V102H106V100L108 99V97L110 95L108 93V86L104 90L103 89L96 90V95H97ZM89 94L90 93H88V92H85L82 96L80 94L78 101H80V99L81 100L85 99L84 101H82L83 103H85V101H87L89 99L88 98ZM220 94H221V92H220ZM94 95H95V91H94ZM214 95L216 98V93ZM118 96L121 97L120 94ZM126 96H132V95L129 92L126 94ZM225 99H227V98H225ZM134 100H136L135 97L132 98V101H134ZM117 101L115 99H113V102L115 104L118 103V109H116V108H113V109L97 108L98 113L101 115H103V112L106 115H107V113H109V118L106 120V122L107 121L109 122L111 119V121H113L112 127L114 129L120 128V126H119V123L121 121L120 117H123V114L119 108V106L121 104L119 102L120 100L117 99ZM10 102H13V100L10 99ZM24 102H25L24 107L27 110V104L30 102V92H29V100H26ZM69 103L70 104H68V105L71 107L72 113H79L82 111L80 106H77V104L75 105V97L71 98ZM125 104L127 106H129V103H125ZM133 104L137 105L136 103H133ZM222 109H223V106H222V104H220V106L218 107V116L219 117H221L220 113H221ZM27 112L29 113L30 116L34 117V116H36V114L39 111L36 113H31L27 110ZM90 113H92V112L86 111V113L81 115V118L83 119L81 126H79V124L77 122L76 123L73 122V124H71V126H69V128L71 130L70 136H74V134L78 133V132L83 133L86 136L87 132L88 131L90 132V130L94 133L95 139H96V137L100 136L101 132H99L97 129H95L96 127L90 128V129L88 127V124H92L93 121L90 120V117L85 118V116L89 115ZM131 119H132L131 122H133V125H134L133 127H135V129H138L140 124H141L139 121V116L138 117H132ZM42 127L45 129H48V130L51 129V127L48 125H43ZM121 129L122 128H120V130ZM122 131H124V129ZM133 131H135V130H133ZM180 135L183 136L182 133ZM198 136L199 137H195V140H198V138H200V140L197 144H195L191 148V150H190L191 155L190 156H185V155L182 156L181 155L178 159L176 158V155H178L180 149H182V146H180V144H178V143H181V141L179 140L178 137H176V140L178 142L177 146L175 147L176 151H174V153H176V154L172 155L169 158V160L177 159L178 160L177 163L180 167L187 168L189 166L199 164L200 163L199 160H201L200 157H203L204 159H206L207 156L210 155L211 148L209 145H205L204 143H202V137L200 135H198ZM72 138H69L68 140H72ZM233 139H234V137H233ZM85 143L87 144L88 147H91V149L89 148L90 151L87 154V156L89 155L88 158L86 160H80V158L75 159V161L77 162V165H79L82 170L85 168H87V169L91 168V166L93 165V162L96 159V157L94 155L95 152L91 151V150H93L92 147H94L93 143L92 142L90 143L89 141H86ZM232 143L234 144L235 142L232 141ZM143 144L144 145L147 144L146 140H144V139H143ZM73 145H74V149L77 152H84L83 146H77L76 142H73ZM234 146L244 149V143H239V145L234 144ZM144 147L145 148H143L142 151L145 152L147 155H149V151L147 148L148 146L145 145ZM197 155H198V159H197ZM101 159H103V157H101ZM146 160H148V158ZM81 161H83L85 163H82ZM202 164H203V162H202ZM141 165H142V163H141ZM141 170H142V168H140V165L139 166L135 165L131 169V171H133L135 174H138L139 172H141ZM60 175H62V173ZM232 175H233V173H232ZM51 177H52V179H47V176L42 174L41 175V181L43 182L44 185L45 184H47V185L53 184V180H54L53 174ZM8 178H9V176H8ZM80 179H81V175H80V177L76 178L78 189H81V186H82ZM96 180H98V179H96ZM14 181L15 180H12L10 178L8 180V185L10 187L9 192L12 191ZM161 181H162L164 187H166L167 182L165 180H161ZM258 185H259L257 188L258 190L254 193H251V195H249L248 200L245 203L246 206H245L244 211H243V216H241V219H236V224H238V225L239 224H242V225L247 224L248 225L249 221L247 220V218L251 217L253 215V212H256L257 209H259L261 207V204H263V206H264V187L261 185L260 182ZM142 186L145 188V190H143L142 193L144 192L143 194H145L146 197H148L151 193V190L153 191V188L148 184H145ZM117 188L119 190V193H122L123 186H121V187L115 186V189H117ZM78 189H75V192H79ZM14 191L20 192V190H18L17 187ZM87 191L92 192L91 189H88ZM44 192L46 194L45 197L49 198V205L52 204V202L55 200V198L53 197V195L51 193L47 192L46 188H45ZM109 194L111 195L112 192H109ZM148 200L150 202H152L151 203L152 208L155 207L156 209H158L161 207V205H159V199L155 201V199L149 197ZM176 200L177 199H175V197H173V198L167 197L166 198V201H167L166 206L168 209L162 205L163 206L162 210L157 211V217L155 219V225H156L155 227L156 228H153V230L155 232V237L162 241L161 246L163 245L162 247L164 249L163 257L165 259V264H178L179 262L183 261V258L190 260L191 264H196L197 260H195L194 253H190V247H189L190 245L185 247L186 250L189 249V251L183 250L181 253H178V254L174 252V246L176 243V238L172 234V232L169 230V228H171V225L170 224L166 225V214H167V212L171 206L175 207V209H177V210H180L181 207L183 208V210H184V208H186V206L183 207V201H181V200L176 201ZM199 200L201 203H205L203 199H199ZM197 202H198V200L195 201V203H197ZM141 204L144 205L145 203L140 202L139 206ZM145 205L148 206L149 204L147 203ZM37 207H39V205H37ZM101 208H102L101 205L99 206V205L95 204V205L91 206L90 209L88 210V213H86L85 211H82L78 205H75L73 203V201L69 200L68 209H72V213L70 214V216L73 218L71 221H69V223L67 224V227L62 228V230H60V234H59L60 237L64 236L66 239L71 240L70 245L72 246V251L74 252V254H72V255H74V256H73V260L71 259V263H67V264H104V261L101 258L102 256L100 254H98V241L95 238V236L93 235V230L91 229V226H90L93 223L92 220H89V222H88L89 228H87L84 225L83 221H81L79 218H77V217H86V215H89L90 217H97L96 215H98L101 212ZM138 210H139V208L137 209V211ZM10 212H11V210L9 207V203L6 202L5 200H1L0 201V217H3L6 221H5V225L0 226V243L3 245H8V244L10 245L12 243L13 249L16 250V245L18 244V242H17L18 236L14 232V230L19 231L18 230L19 227L15 224L14 221H12L10 219ZM127 214H128L127 208H125L122 211L121 216L125 217V215H127ZM201 214L202 213L199 212L197 214V216L195 217V219L193 220V223L191 226V238H190L191 243H194V241L197 240L199 235L202 234L201 231H203V229H205V231L203 232V234L201 236L206 237V238H208L210 236L209 235L210 233H208V231L205 228V224L207 222L201 221V217H200ZM178 216L179 215L177 213L174 215V217H178ZM140 217H142V218H140L139 223L142 221V225L144 224L143 225L144 229L142 228L141 231L145 232L147 230L146 229L147 225H149V224H147V221H146L147 218H145L146 216L140 215ZM104 222L106 224L108 222V219L105 220ZM53 225H56V222H54V223L52 222L50 224V226H53ZM111 226H112V224H111ZM33 228L34 227L32 225H29L27 228L28 233L31 235L33 234ZM229 229H231V228H229ZM235 230H237V229H235ZM255 230L256 231L252 232L253 240L250 241V242H252V245L257 244L256 246H251V247H253L255 250L258 248V250L252 251L254 255L257 254V257H255V259H254V263L255 264H262V261H264V256L261 255V253H263V251H264V225H263V223H260V225H258V226L256 225ZM143 232H139L140 233L139 236L142 237ZM228 233L230 234L229 230L227 229V234ZM15 235H16V238H15ZM66 235L67 236L69 235L70 237L68 238V237H66ZM247 243L248 242L245 239V235H243L241 232L237 233L234 231V233L232 234V242L230 243V245L225 246V244H223V242L220 240L215 241V240H211L208 238L207 240H205V243H203L202 249H205L211 253L212 252L214 253L213 254V255H215L214 257L217 258V260L214 262V264H221V263L222 264H234L232 255H234L237 252H240V250H242V252L245 253L246 247L249 246V243H248V245H247ZM141 244H142V238H140V245ZM46 245L48 247H54V242L46 243ZM36 246L43 247L42 241H39L36 244ZM55 248L57 250V254L55 253L54 259L53 260L51 259L50 261H46L49 263H46V262L45 263L46 264H65L66 261L64 260L62 255H59V253L67 252L68 249L70 248L69 245H66L67 249L59 250L58 246H56ZM104 248H105L104 253L106 255L111 256L114 254V249L111 246L105 244ZM127 250H128V248H127ZM132 250H134V251H130V252L128 251V254H129L128 257L131 258L135 262L137 260V254H135L136 253V251H135L136 247L133 248ZM161 250H162V248H161ZM20 257H21V254H20ZM123 259L124 258H122L121 260H123ZM20 262H21V258H20Z\"/></svg>","mask_w":264,"mask_h":264},{"label":"clouds","instance_id":"clouds-1","mask_svg":"<svg viewBox=\"0 0 264 264\" xmlns=\"http://www.w3.org/2000/svg\"><path fill=\"white\" fill-rule=\"evenodd\" d=\"M257 56V55H256ZM26 57V56H25ZM16 64H18V63H16ZM8 68V67H7ZM4 70H7V69H4ZM21 72H22V70H21ZM21 75H22V73H21ZM135 87V86H134ZM117 88V87H116ZM260 97H261V95H260ZM226 98H229V97H226ZM119 100H121L120 98H118ZM125 107V104L124 105H122L121 107H120V111H121V109L122 108H124ZM235 108H236V110L238 111V109H239V107L238 106H234ZM125 109V108H124ZM126 113H128L127 111L124 113V112H122V114H126ZM123 123H125V122H123ZM124 125V131H120V133L121 134H123V135H125L126 133H130V134H132V135H134L135 133L134 132H136V131H133L134 129H135V127H133V128H130V125L128 126L126 123L125 124H123ZM126 126L129 128L128 129V132H127V129H126ZM240 127H249L247 124H244V123H240V125H239V129H240ZM42 129H43V127H42ZM41 129V130H42ZM51 132V129H49V132H47V133H42V140L41 141H38V143H43V144H46V145H49V144H51V135L49 134ZM134 133V134H133ZM235 133V132H234ZM234 133H232V137L234 136ZM232 139V138H231ZM36 141H37V139H36ZM232 144V143H231ZM235 145H237V144H235ZM72 162H70V164H71ZM69 164V165H70ZM66 168H68V166L66 167Z\"/></svg>","mask_w":264,"mask_h":264}]
</instances>
